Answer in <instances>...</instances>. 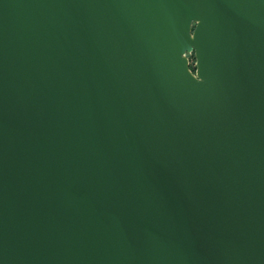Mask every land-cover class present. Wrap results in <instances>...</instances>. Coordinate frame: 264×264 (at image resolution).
<instances>
[{
	"label": "water",
	"instance_id": "obj_1",
	"mask_svg": "<svg viewBox=\"0 0 264 264\" xmlns=\"http://www.w3.org/2000/svg\"><path fill=\"white\" fill-rule=\"evenodd\" d=\"M0 264H264V0H0Z\"/></svg>",
	"mask_w": 264,
	"mask_h": 264
},
{
	"label": "rangeland",
	"instance_id": "obj_2",
	"mask_svg": "<svg viewBox=\"0 0 264 264\" xmlns=\"http://www.w3.org/2000/svg\"><path fill=\"white\" fill-rule=\"evenodd\" d=\"M197 62L194 52L192 53L190 57V68L196 75V67H194V64Z\"/></svg>",
	"mask_w": 264,
	"mask_h": 264
}]
</instances>
